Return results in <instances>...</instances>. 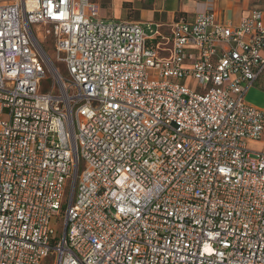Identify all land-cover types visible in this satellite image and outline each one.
Returning a JSON list of instances; mask_svg holds the SVG:
<instances>
[{"label": "built area", "instance_id": "obj_1", "mask_svg": "<svg viewBox=\"0 0 264 264\" xmlns=\"http://www.w3.org/2000/svg\"><path fill=\"white\" fill-rule=\"evenodd\" d=\"M263 70L259 10L150 39L89 0H0V264H264Z\"/></svg>", "mask_w": 264, "mask_h": 264}, {"label": "crops", "instance_id": "obj_2", "mask_svg": "<svg viewBox=\"0 0 264 264\" xmlns=\"http://www.w3.org/2000/svg\"><path fill=\"white\" fill-rule=\"evenodd\" d=\"M97 9L98 19L106 23H134L146 37L167 38L173 23H193L200 14L211 13L222 24L237 26L253 10L262 13L264 0H89ZM245 99L264 111V70L247 90ZM264 143V130L250 148L259 150Z\"/></svg>", "mask_w": 264, "mask_h": 264}, {"label": "rangeland", "instance_id": "obj_3", "mask_svg": "<svg viewBox=\"0 0 264 264\" xmlns=\"http://www.w3.org/2000/svg\"><path fill=\"white\" fill-rule=\"evenodd\" d=\"M47 33V30H43L41 32H37L36 29H34V34H36L37 36H39L40 38L42 36H45V34ZM43 49L45 50V53L47 54V56L49 57V59L52 61V63L55 65V67L57 68L58 72L60 73V75L65 79L66 75H65V68L64 65L62 63H58L56 61V55L53 51V44H52V40L51 38H49L46 43L43 44ZM51 90V76L49 73L46 72V79L42 80L41 84H40V89L39 92L40 93H47ZM69 95L71 96L74 92L73 90H69ZM54 95H60V92L58 89H56L54 91ZM252 150H255L253 148H251ZM80 170H82V168H80ZM68 184L66 185L65 188V193L63 196V201H62V205H61V209L58 212V214L56 216H53L49 222V228L52 229L55 233L56 236L62 234L63 230H64V220H63V216H64V210H65V206L67 205V201H68ZM42 264H54V257L49 256L47 257Z\"/></svg>", "mask_w": 264, "mask_h": 264}]
</instances>
